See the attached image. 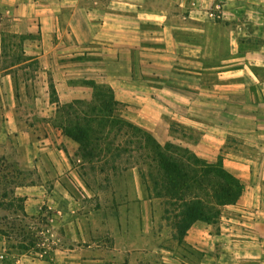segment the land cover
Returning a JSON list of instances; mask_svg holds the SVG:
<instances>
[{
  "label": "crops",
  "instance_id": "0c3cea01",
  "mask_svg": "<svg viewBox=\"0 0 264 264\" xmlns=\"http://www.w3.org/2000/svg\"><path fill=\"white\" fill-rule=\"evenodd\" d=\"M218 6L222 16L209 18ZM7 31L25 37V63L37 61L41 77L18 96L22 64L0 66V150L17 146L18 169L34 171L15 192L25 213H52L54 242L70 229L75 248L58 244L57 264H264V0H0V59ZM98 85L161 144L176 124L198 134L187 147L201 159L222 158L245 190L216 224L167 236L135 168L112 193L117 205L83 207L85 162L57 124L58 104L91 101Z\"/></svg>",
  "mask_w": 264,
  "mask_h": 264
},
{
  "label": "trees",
  "instance_id": "16d2710c",
  "mask_svg": "<svg viewBox=\"0 0 264 264\" xmlns=\"http://www.w3.org/2000/svg\"><path fill=\"white\" fill-rule=\"evenodd\" d=\"M51 98L58 103L54 86ZM123 109L110 87L98 85L91 101L58 104L57 124L80 143L84 162L93 168L101 164L102 172H116L124 158L127 166L140 168L149 196L164 201L165 220L173 223L175 239L182 241L198 221L216 224L245 186L225 169L222 158L210 163L188 147L163 145L126 119ZM173 127L180 126L172 124L171 131Z\"/></svg>",
  "mask_w": 264,
  "mask_h": 264
},
{
  "label": "rangeland",
  "instance_id": "374dc122",
  "mask_svg": "<svg viewBox=\"0 0 264 264\" xmlns=\"http://www.w3.org/2000/svg\"><path fill=\"white\" fill-rule=\"evenodd\" d=\"M207 16L213 20L218 19L217 16H222V8L218 6L209 9ZM5 26L6 30H12L10 23ZM7 32L5 44L9 48H6L3 58L0 59V66L8 68L15 64H22L13 70L16 75L18 96L21 93H25V88L27 92L33 94L40 89L41 75L38 62L25 63L26 58L23 53L25 37L14 36L9 31ZM51 85L54 86V84ZM122 114H124V111H122ZM30 117L26 119H30ZM171 136L170 142L183 147H187L199 139L198 134L190 133L182 127H173ZM19 157L20 149L17 146H12L10 151L0 150V264H57L54 249L58 247V244L61 245V242L69 243L70 247L74 249L75 243L70 238V229L66 230L63 227L60 229L62 233L60 242L53 241V238H56L54 236L57 233V228L56 224L52 222V219H54L52 213L36 217H30L25 213L24 199L17 196L15 192L20 187L19 185L23 187L29 186L35 183V179L34 171L22 172L18 169ZM118 164L119 168L116 172L111 171L109 168L102 172L101 164H95L93 168L92 164L84 163L81 172L91 192L85 193L86 196L90 197L81 199L84 204L83 207L94 211L103 207L106 209L117 205V199L115 196L113 197L112 193H114V190L126 186L127 178L125 177L126 175H123L126 174V171L134 168L140 172V168L136 166H127L125 158ZM150 199L152 200V205L161 207L164 221V223H161V228L167 229L165 231L167 236L170 233L173 236L175 234L173 223L165 220L164 201L154 196L150 197ZM79 213L81 214L82 210H79ZM71 228L73 229L74 227ZM64 236L65 238H63ZM107 241L109 240L107 239ZM76 244H79L82 250L88 249L90 245L88 240L83 242V239H80V242L77 241ZM83 260L92 261V255L83 257Z\"/></svg>",
  "mask_w": 264,
  "mask_h": 264
},
{
  "label": "built area",
  "instance_id": "2783aa9c",
  "mask_svg": "<svg viewBox=\"0 0 264 264\" xmlns=\"http://www.w3.org/2000/svg\"><path fill=\"white\" fill-rule=\"evenodd\" d=\"M212 16H213V14H212Z\"/></svg>",
  "mask_w": 264,
  "mask_h": 264
}]
</instances>
